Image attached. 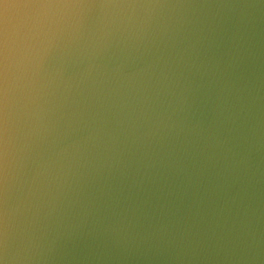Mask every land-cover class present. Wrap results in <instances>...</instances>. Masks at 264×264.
<instances>
[{"label":"water","instance_id":"95a60500","mask_svg":"<svg viewBox=\"0 0 264 264\" xmlns=\"http://www.w3.org/2000/svg\"><path fill=\"white\" fill-rule=\"evenodd\" d=\"M0 264H264V0H0Z\"/></svg>","mask_w":264,"mask_h":264}]
</instances>
